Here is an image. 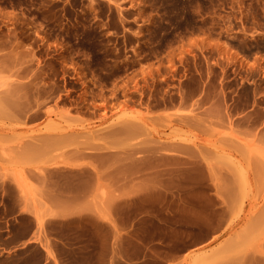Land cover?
I'll return each mask as SVG.
<instances>
[{
	"label": "rangeland",
	"instance_id": "rangeland-1",
	"mask_svg": "<svg viewBox=\"0 0 264 264\" xmlns=\"http://www.w3.org/2000/svg\"><path fill=\"white\" fill-rule=\"evenodd\" d=\"M0 109L27 116V140L60 133L63 156L129 145L145 156L154 143L159 156L192 157L172 173L187 185L188 222L222 225L207 156H264V0H0ZM120 121L142 123L141 138L111 144ZM234 164L227 224L249 215L255 184L251 160ZM5 228L0 217V256ZM168 243L151 247L160 264Z\"/></svg>",
	"mask_w": 264,
	"mask_h": 264
},
{
	"label": "crops",
	"instance_id": "crops-1",
	"mask_svg": "<svg viewBox=\"0 0 264 264\" xmlns=\"http://www.w3.org/2000/svg\"><path fill=\"white\" fill-rule=\"evenodd\" d=\"M8 112L0 109V217L8 244L0 264H160L151 247L165 239L167 264L264 262V156H207L213 159L212 212L223 207L228 217L205 229L198 218L188 222L187 185L172 176L175 165L186 167L192 157L159 156L154 143L145 156L137 145L104 156H63L60 133L27 140L33 126L27 116L17 120ZM41 125L55 130L58 123ZM143 130L142 123L120 121L106 138L131 142ZM233 158L251 160L255 181L240 224H227L237 207ZM252 210L258 211L251 216Z\"/></svg>",
	"mask_w": 264,
	"mask_h": 264
}]
</instances>
